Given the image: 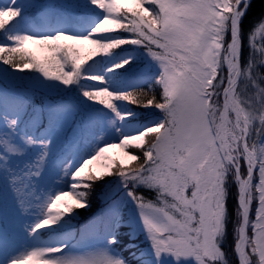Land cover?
I'll list each match as a JSON object with an SVG mask.
<instances>
[{
    "label": "snow or ice",
    "instance_id": "1",
    "mask_svg": "<svg viewBox=\"0 0 264 264\" xmlns=\"http://www.w3.org/2000/svg\"><path fill=\"white\" fill-rule=\"evenodd\" d=\"M134 3L138 10L120 0L0 5V75L15 82L25 69L40 74L28 75V90H0V264H126L112 247L115 236L102 246L89 243L103 235V216L95 233L81 229L79 247L39 239L41 229L64 227L75 208H87L97 182L108 177L119 178L135 205L155 264L165 254L193 264H264V44L256 43L264 9L246 28L252 0ZM30 8L39 16L29 18ZM28 42L49 55L38 59L24 48ZM85 42L97 49L87 57L76 47ZM126 45L142 50L158 73L141 74L121 91L105 74L132 57L111 66L102 58ZM60 85L78 89L83 101L32 102L36 91ZM110 129L111 139L103 136ZM60 137L65 159L74 145L90 149L74 170L71 160L64 164L72 190H34ZM112 147L138 164L126 168L106 157ZM102 160L110 161L100 165L103 172L92 167ZM68 195L75 208L64 202ZM22 233L34 243L12 255Z\"/></svg>",
    "mask_w": 264,
    "mask_h": 264
},
{
    "label": "trees",
    "instance_id": "2",
    "mask_svg": "<svg viewBox=\"0 0 264 264\" xmlns=\"http://www.w3.org/2000/svg\"><path fill=\"white\" fill-rule=\"evenodd\" d=\"M63 1L65 3H67L66 1L74 2V0H63ZM29 4H33V2ZM136 9L138 10V7ZM262 9H264V0H252V7L249 10L247 19L244 21L246 28L248 27V23L250 21H252L255 17L259 16ZM24 48L27 51L31 52L27 47L24 46ZM95 51H97V49L91 50L90 48H86L84 51H80V52L83 56L87 57L89 53H92ZM142 53H143L142 50H139L131 45H126L124 46L123 51L121 49H116L114 50L111 56L102 58V63L105 66H108V65L111 66V64L119 62V60L127 58L129 55L132 57V59L130 60V63L125 65L123 69H116L115 74L108 73L110 75V79L108 80L109 86L115 87L117 90H121V91H124V90L130 91L131 89H127L125 88V86H123V82L137 77L138 75L137 70L140 68L142 64V60H140V55H142ZM48 55L49 53L46 52L44 57ZM97 60H101V58L98 57ZM85 67L87 68L88 66H85ZM262 71H264V69H262ZM19 74L24 76L23 81L13 82L11 79L5 80L3 76H0V90L7 88L9 91H11L13 87H19L24 90H28L29 85H30V81L28 80V75H32V76L40 75L39 73H36L34 70H31V69H25L23 72ZM42 78L43 77H41V79ZM81 82L82 83L86 82L89 84L97 83L95 81H81ZM51 83L55 84L57 82H51ZM140 87L147 88L148 83H145L143 86H140ZM61 98H63L65 102H72V101L78 102V101H83L84 99L82 96L79 95L78 89L71 91V92H67L64 90L63 86L60 85L58 89L36 91L32 95V102L34 104L39 105L42 101L43 102H47V101L55 102L57 100H60ZM136 111L137 113H142L146 110L137 109ZM138 119L142 120V117H138ZM135 151H138V150L134 149L133 152ZM50 153H51L50 155H53L52 151ZM137 164H138V161H134L130 164H126V165L124 164L123 166H125L126 168H131ZM106 181L108 183H106L105 181L97 182L96 186L93 188L92 193L89 197V206L87 208H75V205H73L75 208V211L73 214L76 216V219H70L68 217L65 219L72 223V226L69 227L70 229L59 228L55 231H46L43 233L40 232L41 235L44 233L45 235H43L44 237L43 238L39 234V239L44 240V241H51V239L52 241H57V240H60V236L62 235V233H64L67 230H70V231L74 230L76 234H78L81 231V229H85L86 225L90 223L95 224L97 219L101 218L102 216L106 220L105 215H104L106 211V207L108 206V204L111 203L112 200L121 196V199H122L121 201L123 202L121 206V212L123 216L121 214L119 215V218H121L120 219L121 221L118 220V222H113V218H111L112 222H109V223H111L112 225L109 227V230L107 233L108 234L112 233V235H109L108 237L109 238L112 236L116 237L117 243L113 245L112 247L114 248L116 252L119 253V255L123 258L126 264H146L147 259L149 257V254L145 252V249H146L145 245L147 244H139L140 240L142 241V238H141L142 236L141 237L133 236L132 229L127 224H125L131 213V210L134 207V204L126 196L124 189L119 186L118 177H108L106 178ZM54 185L55 184L53 183L50 184L51 190L54 187ZM36 189L40 190L41 187L37 186ZM142 194L146 195L147 198L149 199L151 198V196L148 195L147 190H144ZM229 207L230 209L234 208V202H233L232 196L229 197ZM232 219L234 220V217ZM55 226H60V225H55ZM102 231L104 232V228L102 229ZM48 235L50 236L49 238H48ZM232 237H233V225L229 224L228 234L226 236V240L224 244V247L226 250L229 247V242L232 240ZM228 258L231 260V256H229Z\"/></svg>",
    "mask_w": 264,
    "mask_h": 264
},
{
    "label": "rangeland",
    "instance_id": "3",
    "mask_svg": "<svg viewBox=\"0 0 264 264\" xmlns=\"http://www.w3.org/2000/svg\"><path fill=\"white\" fill-rule=\"evenodd\" d=\"M8 0H0V5H3L5 3H7ZM23 2L25 3H31L33 2V5H47V4H52V3H65L63 0H23ZM67 3H71L66 1ZM121 4L123 7L125 8H137L138 6L134 3V0H120ZM31 10H29V14L28 16H30V18H32L33 14H35L36 16H39L40 12L37 11L34 8H30ZM40 11H43V9H40ZM256 42L258 45L260 44H264V36H261L260 34H258L256 36ZM25 47H27L38 59H42L44 57V55L46 54V51L41 49V46L38 44H34L32 42H28L24 45ZM88 46V47H87ZM76 47H78L80 49V51H84L86 48H90L91 50H95V45H92L90 43H83L81 45H77ZM140 60H142V64L140 66V68L137 70V77L141 74L151 77L154 76L156 73H158V68H156V66L154 65L153 62H151L144 53H142V55H140ZM109 66V65H108ZM106 75V79H110V75L108 73L105 74ZM2 76V75H0ZM136 77V78H137ZM129 79L126 80L125 82H123V86H125V88L127 89H131L133 86V82L136 79ZM43 79V78H42ZM147 83V82H145ZM145 83L140 84L139 86H143ZM139 117V116H138ZM137 117V118H138ZM97 135H101V133H97ZM115 130L114 129H110L107 132L103 133V136H105L106 138H114L115 137ZM98 139H100V137H98ZM113 142H118V141H113ZM101 145L100 146H104L103 140H101L99 142ZM129 151H133L134 148H129ZM66 151H67V146L64 144L63 138H57L55 140V142L52 145V152L53 155H49V157L47 158V162L46 165L42 171L41 177L38 178L36 181H34V190H36L37 186L41 187V192H45V191H56L59 189H64L65 191H71L72 189L69 187L68 185V180H70V177H67L64 172V164L68 163V160H71V164H69V170L72 171L75 169V167L79 166V162L80 160H82L83 158H85L90 149L85 146L84 144H79V145H74L72 148V154L70 156H68L67 159H65V155H66ZM51 154V153H50ZM104 155L110 159H116L118 161L119 164L121 165H126V164H130L134 161L130 160L127 156L124 155V152L119 149V148H108V150L104 153ZM75 160V161H74ZM74 161V162H73ZM109 160H102V161H97L92 167H95L97 169V171L103 172L104 169L100 167L101 164H107L109 163ZM54 180V181H53ZM55 184L54 187L52 188V190L50 189V184ZM80 189H77V191H79ZM3 193V188L2 185H0V194ZM64 202L68 203V204H72L75 205V200L72 198V196L68 195L65 196L64 198ZM121 196L118 198H115L114 200L111 201L110 204H108V206L106 207V211L104 213L105 218H106V226L104 227V232L103 235L95 240H90L89 243H95V244H99V245H103L106 242L105 238H109L108 234V230L109 227L112 225L109 222L111 221V218H113V222H118L121 221L119 218V215H122L121 212V206H122V201H121ZM60 209L63 210V204L60 205ZM55 211V210H54ZM123 216V215H122ZM67 218V217H66ZM65 218V219H66ZM69 218V217H68ZM36 217L35 216H30L28 218V220L26 221L27 223L31 224L35 221ZM70 219H76V216L74 214L71 215ZM115 224V223H114ZM133 232V236H139L142 238V241L140 240L139 244H147L145 245L146 249L145 252H147L149 254V257L147 259V263L146 264H155L156 258L151 250L150 244L148 242V240L146 239V235L143 231V226L142 223L140 222L139 219V215L138 212L136 211V207L134 205L133 209L131 210V213L126 221V223ZM72 226V223L70 221H67V225L64 227H60V226H53L54 229H59V228H66V229H70L69 227ZM96 223L95 224H88L86 225L85 229L89 232V233H95L96 232ZM46 231H53L50 229H41L40 232H46ZM108 234V235H107ZM41 235V233H40ZM44 234L41 235V237H43ZM50 236L48 235V238ZM72 237H75V239H73ZM44 238V237H43ZM62 239H67L69 246L76 248L81 246L84 241H81L80 239V232L78 234H76V232L74 230L70 231L67 230L64 233H62V235L60 236V240ZM145 239V240H144ZM144 240V241H143ZM44 241V240H41ZM52 241V239H51ZM33 241L30 237H27L26 233H22L17 241V244L14 246V249L11 250V254L12 255H16L19 254L17 253L18 251H23L25 249H30L31 246L33 245ZM159 264H193V262L191 260L188 259H181L179 261H176L173 257H171V255H163L160 260H159Z\"/></svg>",
    "mask_w": 264,
    "mask_h": 264
}]
</instances>
